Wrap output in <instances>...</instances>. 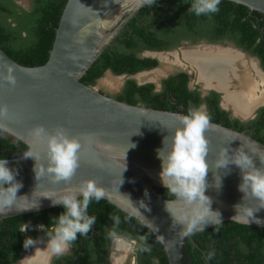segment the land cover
Here are the masks:
<instances>
[{
	"label": "water",
	"instance_id": "water-1",
	"mask_svg": "<svg viewBox=\"0 0 264 264\" xmlns=\"http://www.w3.org/2000/svg\"><path fill=\"white\" fill-rule=\"evenodd\" d=\"M225 1L264 15V0ZM144 8L146 6L140 7L139 0H68L49 59L42 66H23L0 47V106L8 109L7 116L0 117V131L27 146L19 156L7 159L8 167L18 171L16 180L22 187L12 208L0 214V221L61 207L53 206L45 197L58 198L68 190H78L81 182L87 180L97 181L115 199L121 177L124 182L119 192L129 195L137 204L143 201L151 210L140 209L158 227V231L150 230L160 240L169 264H193L190 243L199 246L192 235L180 234L182 226H172V218L165 210L167 199L158 192L164 188L158 150L164 148L161 154L167 153L171 135L181 126L180 117L185 114L128 104L81 82L126 24ZM8 68L13 69L15 86L3 79ZM158 71L153 70V73ZM143 73L151 71L140 75ZM38 125H43L49 133L62 127L69 138L80 141V167L69 184H53L47 175L36 179L35 159L24 157V153L30 151L37 157L38 167L47 165L46 139L36 140L31 134ZM205 135L209 142L205 195L213 200L212 209L221 213L223 223L248 225L243 222V216L234 218L239 214L238 205L255 206V202L246 200L239 190L242 173L234 164H229L227 169H217L216 161L222 149H227L229 156L239 149L252 159L256 168H262L260 158H264V145L245 132L211 121ZM167 136L169 140L164 146ZM254 215L264 221V209ZM248 226L264 228V224ZM210 228L213 226L208 225L205 230ZM198 232L202 231L195 233Z\"/></svg>",
	"mask_w": 264,
	"mask_h": 264
},
{
	"label": "trees",
	"instance_id": "trees-1",
	"mask_svg": "<svg viewBox=\"0 0 264 264\" xmlns=\"http://www.w3.org/2000/svg\"><path fill=\"white\" fill-rule=\"evenodd\" d=\"M68 0H32L30 10L18 6L14 0H0V47L17 63L26 67H38L46 64L52 50L56 30ZM193 0H156L160 6L153 8L156 12L152 16L153 22H148V12L141 9L137 16L126 26L122 35L114 41L113 45H121V48L113 46L107 48L98 60L92 65L87 74L81 79L83 84L95 86L97 81L107 71L120 76L124 74H135L142 70H149L156 67L159 62L156 59H138L134 52L139 45L148 49L162 48L161 35L167 30L162 19L164 14L178 12L182 14L183 21L191 22L194 17L197 21H207L215 24L217 34L230 32L238 45L255 54L263 56L264 59V15L250 10L233 2L221 0L219 12L208 15L196 16L188 9ZM189 25V26H191ZM261 42L257 44V39ZM127 49V50H125ZM125 50V51H124ZM171 78L165 82V89L159 94H153V85L139 87L134 81L126 83V87L117 97L119 101L132 105L142 104L147 107L188 114L190 107L207 105L211 122L232 128L238 132H245L253 139L264 145V117L252 122L243 124L238 120L229 118V114L220 110L219 96L202 100L200 95L189 92L187 89V76L179 74L178 82ZM249 128L250 131H245ZM27 149V146L19 141L6 137L0 131V158L11 159L19 156ZM158 192L168 200L174 199L165 188L158 189ZM64 208L57 207L45 211L10 217L0 221V264H8L20 258L26 249L23 242L28 233L19 231L22 223H30L32 228L36 225H43L46 228L52 227L53 218H57ZM88 214L96 217L93 225V237H80L74 245L77 251H82L89 258L86 264H91V256L94 254L99 263L107 259L108 232L113 228L111 215H119L120 225L115 229L119 235H125L130 239L138 241L139 264H169L168 257L160 240L148 228L142 227L137 220L124 221L125 213L119 208L103 199L99 203L93 201L89 205ZM29 228V229H30ZM33 237L39 236L37 232H30ZM141 235L148 236V244L151 252L140 251ZM198 248L190 243L191 258L193 264H264V228H257L242 225L236 222H224L219 233L213 228L192 235ZM214 250L216 255L212 260H206V254ZM69 260H72L69 259Z\"/></svg>",
	"mask_w": 264,
	"mask_h": 264
},
{
	"label": "clouds",
	"instance_id": "clouds-1",
	"mask_svg": "<svg viewBox=\"0 0 264 264\" xmlns=\"http://www.w3.org/2000/svg\"><path fill=\"white\" fill-rule=\"evenodd\" d=\"M139 2L140 7H151L156 0H139ZM220 3L221 0H193L188 10L196 16L210 17L219 12ZM12 73L13 69L8 68L3 79L9 85L15 86L16 80ZM7 114V106H0V117H6ZM210 121L211 116L204 106L190 107L188 114L180 117L181 126L177 127L171 135L167 153L161 154L164 148L158 150V157L162 161L160 180L166 192L174 198L166 200L165 210L172 218V226H182L180 234L184 237L194 235L196 231H205L208 225H212L214 231L219 233V228L223 224L221 213L212 209L213 200L205 195L206 176L209 170L207 161L209 142L205 133L209 129ZM31 134L36 140L46 139L47 141V165L38 167L37 157L30 151L24 153L25 158H33L36 161L34 168L36 179L38 176L47 175L53 184L60 182L69 184L80 167L79 153L82 147L80 141L75 137L69 138L62 127L49 133L43 125H38L31 130ZM166 140H169L168 136L164 139V146ZM260 160L264 164V158ZM229 164L236 165L242 173V184L239 190L244 193L245 199L255 202L254 207L238 205L239 214L234 218L243 216V222L248 225L250 223L264 224V221L254 215L255 212L264 209V167L256 168L252 159L244 151L238 149L229 156L227 149H222L216 161V167L227 169ZM18 174L16 169L8 167L7 159L0 158V214L10 210L17 201V192L22 187V183L16 180ZM123 182L120 177L119 187ZM5 184L9 186L3 187ZM219 186L220 183L217 187ZM119 187L115 199L95 180L82 181L78 190H68L66 194L58 198L45 197L52 201L53 206L61 205L64 208L57 218H53L54 224L47 233V249L50 253L60 257L70 250L77 241L78 235L88 237L96 223V217L88 214L89 205L93 201L99 203L103 199H108L116 203L119 210L125 213V222L135 219L142 227L155 228L158 231V227L140 211V209L151 211L147 205L143 201L137 204L129 195H122ZM145 195L147 196V192ZM109 219L113 221V228L109 230L108 237L119 240L120 236L115 229L120 225L121 218L119 215H111ZM30 227V223H22L19 231L24 233ZM43 227V225L40 226L41 229ZM139 239L142 242L140 251L150 253L148 236L141 235ZM40 242L39 239L26 237L23 247L27 250ZM215 255L214 250L207 252L206 260H212Z\"/></svg>",
	"mask_w": 264,
	"mask_h": 264
},
{
	"label": "flooded vegetation",
	"instance_id": "flooded-vegetation-1",
	"mask_svg": "<svg viewBox=\"0 0 264 264\" xmlns=\"http://www.w3.org/2000/svg\"><path fill=\"white\" fill-rule=\"evenodd\" d=\"M14 2L19 5L16 0H14ZM160 5L155 3L151 7L146 6L145 11L149 14V16L146 17L148 22H153L151 17L156 15V12L153 10V8L159 7ZM194 19L195 21L198 20L197 17H194ZM130 21H132V19ZM162 21L167 27V30L162 31L163 33L160 34V38L163 41L162 48L148 49L144 45H139V47H137L136 51L134 52L135 56L142 60L156 59L160 64V59H168L166 56L170 55L174 58L176 57L175 59L177 60V63L182 59L184 64H182V66L177 64L174 72L168 75H157L159 76L158 79L163 77L159 79V87L154 83H146L145 80L140 81V79H138L140 73L157 69L159 64L152 69L142 70L135 74L120 75L125 77L123 89L126 87L127 82L134 81L139 87L153 85L151 92L153 94H159L164 91L166 81L171 78H175L174 81L178 82L179 80H177V76L179 74H184L187 76V89L189 92L198 93L202 100L213 98L214 95L219 96L218 106L220 110H223L229 114L230 119L238 120L243 124H251L259 118L264 117V91L261 92V96L253 97L252 99L248 92H246L244 89H239L235 84L240 82V79L243 78L244 73L242 70H248L250 67L251 70L254 71V78L260 79L261 85L264 86L263 56L255 54L253 50H248L238 45L236 40L233 38L232 33L230 32L217 34V31L215 30L216 27H214L215 24L213 26V24L210 22L199 21L197 24L194 22V25H191L193 21H183L182 14H179L178 12L164 14ZM129 22L126 24V26L129 24ZM126 26L114 41H116L122 35L124 30L125 34L128 33ZM261 31L264 33V29H261ZM260 42L261 38H258L257 44ZM113 43L112 46L114 48L116 47V49H122L121 45L114 46ZM174 48H176L177 52H172ZM160 53L163 55H159ZM233 54H235V56ZM248 57L252 60L249 61ZM195 77L197 78L196 80H198V82L195 83L194 87L192 85V79ZM248 79L251 78L249 77ZM100 92L115 99H117V97L121 94L120 93L119 95L113 96L104 90H101ZM232 97L234 98L235 102L229 101ZM236 97L238 99H236ZM201 106H204L208 113L207 105L204 103ZM245 131H250V129L247 128ZM50 230L51 227H43L41 229L39 225L28 229L25 232L28 233L27 236L34 240L39 239L41 242L33 247L28 248L20 258L8 264H86V261H88L89 258H86L87 255L85 252H83V246L82 251L78 252L77 246L73 244L70 250L64 255L60 257L52 255L47 249V233ZM34 231L40 235L35 237L30 235V232ZM93 234L94 229H92V234L90 237H93ZM119 236L120 238H125L129 241L136 242L134 262L135 264H139L138 241L130 239L125 235ZM105 240L107 241V259L102 264H121L125 254L118 251H122V249H128V246L125 244H119L117 240L109 239V237H107ZM71 258L72 260H69ZM90 260L91 264H101L96 260V256L94 254L91 256Z\"/></svg>",
	"mask_w": 264,
	"mask_h": 264
},
{
	"label": "rangeland",
	"instance_id": "rangeland-1",
	"mask_svg": "<svg viewBox=\"0 0 264 264\" xmlns=\"http://www.w3.org/2000/svg\"><path fill=\"white\" fill-rule=\"evenodd\" d=\"M16 2L19 4L18 6L22 7L25 10H30L32 7V0H16ZM175 50L176 48H174L172 52H177V50L176 51ZM166 57L168 59H160L161 62L159 66L157 67V69H153V70H159L158 72L153 73V70H150L152 74L146 73V74L141 75V78L145 80L146 83H154L156 86L159 87L160 86L159 79L163 77L158 79L159 76L157 77V75H160V74L163 76H165V74L168 75L174 72V70L177 67V64L179 66H182V64H184L182 59L181 61L179 60V62L177 63V60L175 59L176 57L174 58L173 56H170V55H167ZM248 60L251 61L252 59L248 57ZM242 71L244 73V76L242 79H240V82L235 83L236 86L239 89H244L246 92H248L250 97H252V99L253 97L261 96V92L264 91V86L261 85L260 79L254 78L255 77L254 71L251 70L250 67L248 68V70L243 69ZM249 77L252 80L248 79ZM151 79H154V80H151ZM196 79H197L196 77L192 79V85L194 87H195V83L198 82V80ZM124 83H125V77L117 76L113 74L112 72H108V73H105L104 76L97 81L95 88L98 91H101V90L107 91L108 93L114 96V95H119L120 93H122ZM117 241L119 242V244H125L128 246V249H122V251L121 250L118 251L120 253L125 254L121 264H135L134 256H135L136 242L129 241L125 238H120Z\"/></svg>",
	"mask_w": 264,
	"mask_h": 264
},
{
	"label": "bare ground",
	"instance_id": "bare-ground-1",
	"mask_svg": "<svg viewBox=\"0 0 264 264\" xmlns=\"http://www.w3.org/2000/svg\"><path fill=\"white\" fill-rule=\"evenodd\" d=\"M233 55L235 56V54H233ZM233 55H232V56H233ZM234 59H235V57H234ZM143 74H144V73H143ZM150 74H152V73H150ZM157 77H158V76H157ZM138 79H140V81H143V79L141 78V75L138 76ZM151 80H152V79H151ZM236 99H238V98L236 97ZM229 101H233V102H235V100H234L233 97H232L231 100H229ZM229 101H228V102H229ZM117 256H118V255H117ZM115 258H116V257H115ZM115 263H116V261H115Z\"/></svg>",
	"mask_w": 264,
	"mask_h": 264
}]
</instances>
